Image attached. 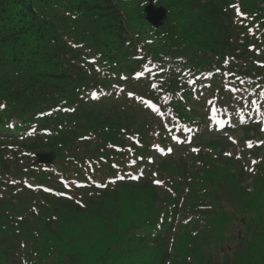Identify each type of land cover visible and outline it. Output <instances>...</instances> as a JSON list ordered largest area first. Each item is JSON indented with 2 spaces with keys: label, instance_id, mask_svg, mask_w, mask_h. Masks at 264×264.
Instances as JSON below:
<instances>
[{
  "label": "trees",
  "instance_id": "trees-1",
  "mask_svg": "<svg viewBox=\"0 0 264 264\" xmlns=\"http://www.w3.org/2000/svg\"><path fill=\"white\" fill-rule=\"evenodd\" d=\"M152 1L168 11L157 30L144 22L142 9L148 0H133L128 7L121 0H0V105L6 107L0 111V133L19 135L32 123L44 128L12 142L0 137V159L6 145L12 155L17 149L75 154L76 137L85 129L97 132L127 120L120 110L123 104L113 97L100 104L86 99L85 91L97 82L90 59L109 70L135 69L141 63L134 61L141 46L157 60L184 57L195 71L220 67L226 56L240 74L254 68L251 60L241 64L230 55L241 46L236 34L243 30L234 25L232 0ZM239 1L242 11L264 14V0ZM243 54L254 57L247 49ZM175 86L172 82L169 89ZM62 106L74 110L53 111ZM46 111L51 113L36 118ZM10 118L20 124L14 130L5 123ZM44 202L74 208L50 197Z\"/></svg>",
  "mask_w": 264,
  "mask_h": 264
},
{
  "label": "rangeland",
  "instance_id": "rangeland-1",
  "mask_svg": "<svg viewBox=\"0 0 264 264\" xmlns=\"http://www.w3.org/2000/svg\"><path fill=\"white\" fill-rule=\"evenodd\" d=\"M133 0H124L123 1V6L128 7L129 2H132ZM166 2V1H163ZM155 5L157 3H154ZM156 6H163L165 7L162 3L156 5ZM31 34L27 33V37H30ZM149 70V68H148ZM138 86H142V83H140ZM244 92V91H243ZM192 108L196 110L197 113H203L202 108H206L204 105L202 106H195V104L190 105ZM246 106V103H244V107ZM243 110V108H242ZM138 114V112H136ZM257 123V122H255ZM254 128V127H252ZM242 129H239L238 132L232 134V137L234 139H237L239 142V147L241 146L240 143L243 145V140L242 139ZM259 136V135H258ZM216 136H211L207 135L205 138H215ZM259 137H264V136H259ZM251 139L257 140L254 135L250 137ZM211 141H202L201 144L204 145L205 143H208ZM237 144V143H236ZM235 144V145H236ZM184 150V149H182ZM182 150H176L173 152L168 157H176V156H181L186 159V161H190L189 158L187 157V153L182 151ZM241 150V148H240ZM250 154L253 159L256 160V165L260 167L262 165L263 161V152H260L257 149H252L250 151ZM191 162V161H190ZM187 164V166H189ZM177 166V165H176ZM190 169V167H189ZM169 172L174 176L175 182L178 185V180L180 177L181 170L179 167H171L169 169ZM261 178V175L259 174V171L255 172L253 176H251V179L254 177ZM143 195L144 197L139 198L140 195ZM150 197V192L148 191H135V190H126L122 196L116 197L112 202H107L105 205H102L96 210V215L98 217L97 221L101 224V227L99 231L93 236L91 242L87 245H84L78 252L74 255L73 259L69 261V258H66V261H69L68 264H110L109 260V255L104 257L103 251L106 248V245L110 241H114L118 238V233L121 234L123 230H125L128 225H141L142 222L144 221L143 218L140 215L141 210H146L147 215L145 216L148 220H150L153 216V209L148 206V198ZM166 201L170 203L172 201L170 196H167ZM147 206V207H146ZM184 211L180 213V221L179 223H183L184 220L186 219L184 216ZM39 215L42 217H48L49 213L47 211H40ZM105 221H110L114 225V229L108 228L104 222ZM234 229L233 232L235 233V229L237 227V222L234 224ZM34 229H30L31 232H33ZM6 230H3L1 232H5ZM53 231L55 232L56 229L53 228ZM147 231V228H141V232L145 233ZM10 234H14L12 231H9ZM2 233H0L1 236ZM178 236V235H176ZM20 241H24V239H20ZM19 241V245H20ZM178 242L174 241L172 243L171 249L174 250L177 248ZM5 247H9L8 243H6ZM21 247V246H20ZM16 247L13 250L16 252L18 257L22 258L25 264H31L32 258H33V253L36 251V249H39L37 241H34V243L28 247V248H20ZM122 249L126 251H131L132 249L137 250L138 246L136 242L132 243H126L125 239L122 241ZM12 251V249L10 250ZM32 252V253H31ZM253 254H256V249H253ZM168 253H171V250H169ZM31 254V258H28ZM6 252L0 247V259L1 257L5 256ZM247 255H250V252H247ZM158 252L156 250L150 249V247H144L143 248V257L141 260L140 264H151L150 261L154 258H157ZM28 259V261H27ZM58 262L60 259H56ZM236 262L234 264H246L244 263V255L241 254L239 255L236 259ZM24 264V263H23ZM35 264H58L56 262L50 263L49 259H46L45 261H40L38 260Z\"/></svg>",
  "mask_w": 264,
  "mask_h": 264
},
{
  "label": "water",
  "instance_id": "water-1",
  "mask_svg": "<svg viewBox=\"0 0 264 264\" xmlns=\"http://www.w3.org/2000/svg\"><path fill=\"white\" fill-rule=\"evenodd\" d=\"M144 13L146 15V21L150 24L154 25L155 27L162 25L163 20L165 19V10L162 8H155L152 6L150 2L149 5L144 9ZM39 162H48L44 156L40 155Z\"/></svg>",
  "mask_w": 264,
  "mask_h": 264
},
{
  "label": "snow or ice",
  "instance_id": "snow-or-ice-1",
  "mask_svg": "<svg viewBox=\"0 0 264 264\" xmlns=\"http://www.w3.org/2000/svg\"><path fill=\"white\" fill-rule=\"evenodd\" d=\"M237 15H240V11H239V9H237ZM93 98H95V96L93 97ZM3 106L2 105H0V108H2ZM151 107V106H150ZM262 131H264V129H262ZM247 146L249 147V148H251L252 147V143L251 142H248V144H247ZM169 151H171V150H169ZM193 151L195 152V151H197V149H193ZM226 155H229V154H226ZM155 175V174H154ZM132 179H137V177H135V176H133V177H131ZM120 179H123V177H120ZM154 183H156V184H160L161 183V181H154ZM99 187H104V185H98Z\"/></svg>",
  "mask_w": 264,
  "mask_h": 264
}]
</instances>
